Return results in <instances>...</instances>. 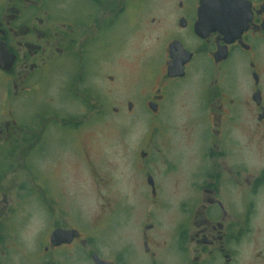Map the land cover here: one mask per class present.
<instances>
[{
	"label": "flooded vegetation",
	"instance_id": "flooded-vegetation-1",
	"mask_svg": "<svg viewBox=\"0 0 264 264\" xmlns=\"http://www.w3.org/2000/svg\"><path fill=\"white\" fill-rule=\"evenodd\" d=\"M202 7L0 0V264H264V0H212L198 31ZM62 73L63 98L82 106L73 115L45 99ZM130 80L141 89L124 87ZM101 93L129 110L138 100L153 115L179 111L186 124L160 172L158 156L141 151L154 173L131 193L103 184L110 200L92 222L56 199L78 193L53 165L72 156L90 167L84 128ZM181 145L188 157L176 156ZM32 169L30 183L7 182Z\"/></svg>",
	"mask_w": 264,
	"mask_h": 264
},
{
	"label": "rangeland",
	"instance_id": "rangeland-1",
	"mask_svg": "<svg viewBox=\"0 0 264 264\" xmlns=\"http://www.w3.org/2000/svg\"><path fill=\"white\" fill-rule=\"evenodd\" d=\"M122 67V74H125L127 72L126 66L122 64ZM97 78L98 80L96 81L99 84L101 76ZM50 81L48 91L44 95H46V100L50 96L54 98V107L60 112L65 114L70 113V115L82 109L79 103H73L65 97L63 98L61 91L69 84V76L67 74L62 73L58 75L57 80L50 78ZM135 82L134 80H130L129 83L123 81V85L124 87L132 85H135L134 87L141 86L140 83L136 82V84ZM52 83L53 86L51 85ZM157 86L156 83L154 89ZM106 88L108 89L107 85ZM116 94L117 90L113 92V96ZM100 96L105 97V102L101 97H98L94 111L90 112L87 126L84 128L87 134L83 139H87L86 142H88L87 149L90 154V167H83L72 156L66 159V164L59 163L56 165L55 163L53 165L57 181L62 185H67L69 192L78 193L71 200H67L66 196L60 194L62 191L58 189L56 199L63 202V204L72 202V205L74 204V207H72L74 212L77 213L79 209H82L92 222L104 212L102 204L107 202L105 200H110L108 195L109 190L107 192L103 188V184L109 182L111 184L110 190L113 188L115 191L131 193L133 183L146 178L148 171L154 173L153 168L155 172L162 170L163 165L161 161L165 160L164 148L168 140L170 141L171 139L174 144L178 145L184 143L182 130L186 124V122L182 121L179 111H177V119L174 117L169 118L170 114L164 111L160 115H153L147 106L138 100H136V103L134 102L132 108L129 110L127 104H113L103 93ZM132 99L135 100L134 97ZM101 102H103L102 107H100ZM114 107H118L120 112L114 113ZM99 109L103 110L102 114H100ZM67 134L68 132L64 133L65 139L68 138ZM63 146L67 148L66 144ZM142 150L151 151L152 160L158 156L157 160L159 163L157 168H152L148 164L149 161H143L141 156ZM176 156L188 157V148L181 145L177 150ZM50 160L51 158H48L46 155L45 161L42 164L45 170L51 166ZM32 170L33 173L23 170L10 173L9 177L11 178L7 182L26 180L30 183V179L36 175V170ZM42 177L47 183L50 182L47 172H42ZM96 181H99V184ZM53 191H56V189Z\"/></svg>",
	"mask_w": 264,
	"mask_h": 264
},
{
	"label": "water",
	"instance_id": "water-1",
	"mask_svg": "<svg viewBox=\"0 0 264 264\" xmlns=\"http://www.w3.org/2000/svg\"><path fill=\"white\" fill-rule=\"evenodd\" d=\"M212 0H203V7L200 10V17L202 18V20L199 22L197 30H201L202 28H208L210 26V18H211V7H210V3ZM4 66V64H2ZM130 108L132 107V105L130 104L129 106ZM150 107L151 109H154V111L156 110V104L154 102L150 103Z\"/></svg>",
	"mask_w": 264,
	"mask_h": 264
}]
</instances>
